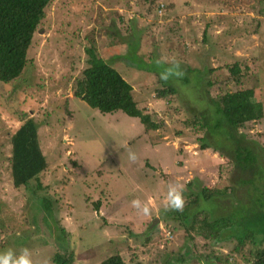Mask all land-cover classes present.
I'll return each instance as SVG.
<instances>
[{
  "label": "rangeland",
  "instance_id": "1",
  "mask_svg": "<svg viewBox=\"0 0 264 264\" xmlns=\"http://www.w3.org/2000/svg\"><path fill=\"white\" fill-rule=\"evenodd\" d=\"M42 25L27 52L34 63L17 81L0 83V229L6 232L0 252L26 247L34 257L51 259L72 253L73 264H99L114 253L126 264H253L243 261L250 243L237 257L231 237L207 245L186 236L171 219L173 211L164 210L163 198L170 182H180L184 210L219 213L220 204L231 209L245 196L233 163L212 149L200 150L204 132L184 122L205 108L198 91L207 81L213 85L203 95L213 100L252 89L264 114V0H52ZM90 42L130 84L137 108L150 116L155 130L121 111L102 114L73 97ZM162 54L181 61L183 79H159L163 69L154 61ZM234 64L242 71L238 76L229 72ZM199 72L200 84L194 76ZM167 86L177 94L156 98ZM29 118L38 127L47 167L37 177L41 189L37 180L14 189L10 136ZM239 132L261 154L260 180L245 192L251 196L259 184L264 187V117ZM129 150L137 155L135 163ZM203 187L227 192L204 203ZM43 197L52 202L54 220L39 209ZM136 198L152 201L150 217L131 207Z\"/></svg>",
  "mask_w": 264,
  "mask_h": 264
},
{
  "label": "trees",
  "instance_id": "2",
  "mask_svg": "<svg viewBox=\"0 0 264 264\" xmlns=\"http://www.w3.org/2000/svg\"><path fill=\"white\" fill-rule=\"evenodd\" d=\"M51 2L52 0H0V83L9 84L17 81L26 72V68L34 63L32 58L28 59L27 52L34 36L43 26L46 9ZM89 45L90 47L85 49L86 66L73 84V97L85 101L102 114L121 111L129 117L138 118L147 130H155L150 124V116L142 114L137 108L130 84L110 63L99 57L93 43L90 42ZM133 50L134 48L129 46V52ZM147 72H152V68L147 67ZM229 72L232 76H238L242 71L238 64H234ZM194 76L200 84L199 81L202 79L200 72ZM234 80L238 86L241 84L237 78ZM183 82L188 84L187 78ZM212 85L211 81H207L208 87ZM199 87L201 89L198 91L199 97L201 102L206 103L205 108L184 123L196 131L204 132V135L198 138L200 150L212 149L214 153L233 163L239 172L236 185H243L246 192L247 187L253 184V180H260L263 170L258 168L261 159L259 150L239 130L248 123L263 119V105L255 100L253 91L249 88H238L223 94L218 100H213L209 99L208 94L203 95L206 88L203 84ZM176 94L175 87L167 86L156 91L155 97L165 98ZM37 131L38 127L34 124L33 118H29L10 136L9 161L14 189L28 188L32 180H37L36 187L41 189L37 177L46 169L47 161L40 149ZM225 192L227 188L214 190L203 187L200 195L204 203L216 202L220 196L226 195ZM245 192V196L237 197V202L231 209L221 204L217 206L220 215L217 211L212 212L213 208L205 210L193 207L188 211H173L171 219L178 220L186 236L192 238V235H196L207 245L210 242L233 238L236 244L232 252L237 257L242 256L243 249L250 243L251 247L247 245L248 256L243 258V261L264 264V246L259 245L260 241L264 244V187L259 184L251 196H246ZM246 197L250 201L247 204ZM40 200L41 213L49 221L54 220L52 202L45 197ZM99 206V201L93 202L94 211L98 212ZM154 230L157 231V227ZM1 233L6 235V232L0 229V239L3 236ZM60 234L64 236L62 229ZM148 240L149 238L146 239ZM3 242L0 240V250L4 249ZM178 260L183 263V259ZM52 262L73 264V255L57 254ZM99 264L126 263L120 254L114 253Z\"/></svg>",
  "mask_w": 264,
  "mask_h": 264
},
{
  "label": "clouds",
  "instance_id": "3",
  "mask_svg": "<svg viewBox=\"0 0 264 264\" xmlns=\"http://www.w3.org/2000/svg\"><path fill=\"white\" fill-rule=\"evenodd\" d=\"M154 64L157 68L163 69L159 73V79L165 83L173 79L181 80L186 75L185 70L181 67V61L175 56L162 54L154 61ZM128 159L131 163H135L137 161L136 153L129 150ZM184 191V184L170 182L163 198L164 210L182 212L186 203L183 195ZM130 205L139 216L150 217L152 215V201L150 200L142 201L136 198L130 202ZM0 264H52V259L47 256L34 257L33 252L26 247L20 249L18 253L9 248L0 252Z\"/></svg>",
  "mask_w": 264,
  "mask_h": 264
}]
</instances>
